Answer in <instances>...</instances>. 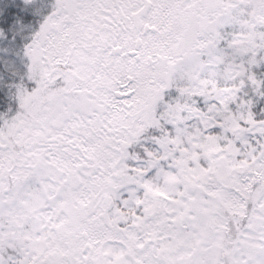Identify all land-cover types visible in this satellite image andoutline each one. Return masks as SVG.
Listing matches in <instances>:
<instances>
[{"label": "snow or ice", "instance_id": "1", "mask_svg": "<svg viewBox=\"0 0 264 264\" xmlns=\"http://www.w3.org/2000/svg\"><path fill=\"white\" fill-rule=\"evenodd\" d=\"M0 264H264V0H0Z\"/></svg>", "mask_w": 264, "mask_h": 264}]
</instances>
